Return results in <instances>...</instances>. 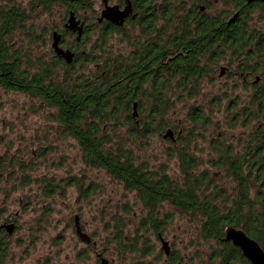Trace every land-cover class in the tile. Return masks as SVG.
<instances>
[{"label":"trees","instance_id":"16d2710c","mask_svg":"<svg viewBox=\"0 0 264 264\" xmlns=\"http://www.w3.org/2000/svg\"><path fill=\"white\" fill-rule=\"evenodd\" d=\"M134 1L136 7H139L149 0ZM174 1L163 0L162 8H156L150 3L145 9L139 8L141 19L138 33L136 37L129 39L132 51L128 55L111 58L112 52L107 48L115 32L110 28L102 31L98 42L90 50L84 49L93 35L89 30L81 42L86 52L84 55L78 49V57L73 64H62V60L54 51V59L47 68L41 67V64L38 67L27 65L23 62L25 57L23 58L22 52L15 50V45L10 43V46L4 39L13 33L25 32L30 19L29 14L20 10L19 4H14L8 10L1 8L0 86L37 98L47 107L55 109L52 119L59 123L65 136L77 141L84 163L105 171L119 181L126 191L135 193L146 212L144 220L139 224L140 228L133 238L126 239L121 229L122 220L114 218L116 224L112 227L115 231L114 242L131 245L134 253L141 250L139 252L144 255L151 254L153 246L149 242H144L140 246L139 242L151 232L157 234L159 239L164 238L163 231L172 221V215H167L162 220L160 209L164 204H169L180 214L200 218L202 237L214 240L220 246L216 259H221L223 264H235L239 261L250 264L241 249L224 240V229L227 226L240 228L264 248V123L255 127L251 125L249 133L239 135L236 145L228 144L224 137L210 144V150L215 156L211 160V165L223 172L233 183L231 190L217 186L215 178L208 176L207 171H202L200 176L196 175L198 163L189 149L198 137L197 127L206 129L210 126L213 114H208L201 106L194 105L187 112V121L191 127L181 138L182 144L177 152L179 169L183 177L181 183L172 179L166 171L157 174L144 164L138 163L134 153L124 145L125 139L120 135L114 138V135H109L107 131L110 126L115 128V131L118 128L126 129V134L132 141L161 133L169 126L164 116L174 107L172 95L175 93L172 92L178 91L180 94L181 91H188V94H191L188 98H195L202 88L201 84L210 80L208 76L213 66L206 61L208 52L202 48L207 42V35L212 33V43H222V40L218 41L217 37H213L217 32L215 28L220 25L235 27V24L229 25L226 15L206 20L203 15L199 16L195 12L194 7L192 8L194 12L187 10L184 2H179L177 10L188 11L186 16L175 17ZM222 1L228 8L224 11L227 13L230 12L229 8H242L245 4V0ZM58 4L65 8L66 15L72 11L81 14L80 12L92 8L89 0H40L38 8L48 12ZM36 8L37 6L33 5L30 10L33 9L35 12ZM241 16L243 21L237 26H242L243 30L225 32L226 48L234 53L247 49L254 42V38L245 31L250 26L247 13H241ZM65 18L61 17L60 21ZM147 18L148 21L145 20ZM178 22L179 30L174 32L172 29L178 27ZM30 28L34 31V26ZM125 31L121 32L125 35L130 34ZM31 37L33 34L29 35V38ZM259 37L263 38L260 35ZM31 42L33 43V40ZM160 42L166 45L156 48L155 43ZM32 43H27V46H32ZM189 43H193L194 46L181 48V44ZM259 45V49L264 48L263 42ZM176 54L178 59L174 58L172 62L167 63L168 57ZM92 55L95 56L94 59ZM94 61L102 62L98 67L99 71L87 68ZM28 68L34 73H29ZM55 73L59 76L56 80L53 79ZM129 78L137 86L146 87L145 98H134V100L139 98L142 103L141 114L145 129L141 131L137 129L131 116V90L125 81ZM262 82L256 96L249 98L250 108H244L242 113H235L236 120L231 121L234 128L240 123L247 126L259 117L264 119V76ZM180 99H183V96H180ZM220 102L214 101L213 105L216 104L214 107L220 106ZM234 104L235 108L238 105L241 108L245 106L242 105V100L237 98L230 101L229 110ZM174 152L175 149H172L168 153L171 159L175 157ZM15 167L20 169L18 176L20 175L22 185H29L31 180L27 173V163L16 162L5 155L0 157V184H5L12 177L5 178L8 170L11 172ZM56 188V182L50 181L45 194L54 195ZM92 193V188L88 187L84 189L83 195L89 197ZM0 194L6 197L9 191L0 187ZM4 204L5 202L3 204L0 202V206L4 207ZM11 223L14 222L7 220L0 224V264H8L12 234H9L3 225ZM15 226L17 227L16 224ZM173 259L180 260L175 256Z\"/></svg>","mask_w":264,"mask_h":264},{"label":"rangeland","instance_id":"374dc122","mask_svg":"<svg viewBox=\"0 0 264 264\" xmlns=\"http://www.w3.org/2000/svg\"><path fill=\"white\" fill-rule=\"evenodd\" d=\"M39 1L0 0V10H8L14 4H19V9L29 14L25 32L13 33L11 39L15 50L22 52L23 58L25 57L23 62L34 67L41 64V67L47 68L55 56L52 48L53 31L60 24L59 28L62 29L60 19H67L69 13L66 15L62 4L55 5L45 12L38 8ZM89 1L92 8L80 12L78 15L81 17L98 16L105 9L103 0ZM109 1L110 4L119 2ZM207 1L213 5L208 7ZM205 3L206 10L211 12H221L227 8L222 0H200L199 5ZM33 5L37 6L35 12L30 10ZM193 5L188 1L186 9H191ZM251 16L250 26H260L264 29V13L260 10L253 12ZM33 26L34 31L30 28ZM103 28L104 25L95 28L84 49L90 50L98 42ZM126 31L130 34L116 32L109 40L107 50L112 52V59L131 53L129 42L131 38L136 37L138 29L131 30L129 27ZM32 34L33 37L29 38ZM27 43H32V46H27ZM94 57L92 55L93 59ZM95 63L97 62H92L87 68L99 71ZM58 77L55 73L53 79ZM201 85L202 88L195 98L183 96V99H180L178 91L172 92L175 93L172 95L174 107L164 116L169 126L161 133L132 141L127 136L126 129L118 128L115 131V128L110 126L107 131L109 135H114V138L120 135L125 139L124 145L134 153L138 163L144 164L157 174L166 171L172 179L181 183L183 177L179 169V159L176 154L173 159L169 157L171 144L164 140L162 135L167 129L175 126L178 130L183 128L187 132L191 127L187 121L189 108L194 105L201 106L208 114H213L210 126L206 129L197 127L198 137L189 149L198 163L196 175L200 176L202 171H207L208 176L215 178L217 186L231 190L233 183L223 172L211 165L215 156L210 150V144L224 137L225 142L236 145L241 133H249L251 126L240 123L236 128L233 127L231 121L236 120L235 113H227L224 106L236 95H240L242 105H245L249 102L247 94L250 88L246 89L238 82L230 80H216L214 83L207 81ZM225 93L231 96L222 100L220 96ZM217 100L220 106L214 107L216 104L213 103ZM53 112L56 110L47 107L37 98L0 88V154L13 158L16 162L27 163V173L31 180L29 185L23 186L20 175L18 176L20 169L15 167L11 172L8 170L5 178L12 177L5 184H0V187L9 191L6 197L0 194V202H5L4 207L0 206L3 208L2 212L0 210V224L10 220L17 225L10 239L8 264H101L98 254H103V257L115 264H170L160 239L152 232L139 242L140 246L149 242L153 246L151 254L144 255L139 252L141 250L134 253L131 245L114 242V218L123 222V237L132 239L146 212L135 193L126 191L119 181L105 171L84 163L79 144L64 135L59 123L52 119ZM260 123H264L262 117L255 119L252 125L255 127ZM53 180L57 184L55 194L46 195L47 185ZM88 187L92 188L93 193L84 197V189ZM77 213L81 216L82 227L93 237L96 246L82 242L77 236L73 222ZM160 215L162 220L165 216L172 215V221L165 227L163 236L170 242L172 254L183 261V264H223L221 259L215 258L220 251L218 243L202 237L199 217L180 214L169 204L162 206ZM235 264L249 263L239 261Z\"/></svg>","mask_w":264,"mask_h":264},{"label":"flooded vegetation","instance_id":"af4514ba","mask_svg":"<svg viewBox=\"0 0 264 264\" xmlns=\"http://www.w3.org/2000/svg\"><path fill=\"white\" fill-rule=\"evenodd\" d=\"M188 1H190L194 4L193 5L194 8L193 7L192 8L196 10L195 12L198 13L199 16L203 15L206 20H207V18H210V17L216 18L218 16L226 15V17H228L227 23L229 25L235 24V27H233V26L227 27L225 25H220V26L215 28V30L217 32L213 34V37L214 38L217 37L218 41L222 40V43H218V44H216V42L212 43L211 42L212 33L207 35V42L203 45L202 48L208 52L206 61L208 63H211L213 66L212 72L208 76V78L210 80H207V81H211L213 83L216 80L217 81H222V80L236 81L239 84H241L243 87H245L246 89L250 88V92L247 94L248 99L255 97L257 94V91H258L257 90L258 87L263 83L262 80H263V76H264V48L263 49L258 48L260 46L259 43H262V42L264 43V29H263V27L249 26L248 28H246L245 31L248 32L249 36L254 38V42L251 44L252 46H248L247 49L237 50L236 53L232 52L231 50H227L226 44L224 41L227 38V36L225 34V32L227 30L237 31V32L238 31L241 32L243 30L242 26H237V25H240L243 21V17L241 16V13H247L248 20H249L248 23L250 25L251 20H252L251 15L253 12H259L261 10V12L264 13V3L261 1L249 2L248 0H245V4L243 5L242 8H235V7L233 9L229 8L231 13L230 12L227 13L224 11L227 10L228 8H226L225 10H223L221 12H219V11H214V12L208 11V10H206V8H207L206 3L199 5L200 0H178V1L175 0L174 3H175L176 10L173 12L175 17L186 16L188 11L179 12L177 10V7H178L179 2H184L187 5ZM103 3H104L103 7H105L106 4H108L110 6H118L120 10H124L127 6H130L132 11L127 17H125V19L123 20L122 23H119V22H116L113 20H108V19L101 20L100 18H101L102 13H100L98 16L92 15L90 17H88V16L87 17H81L80 15H78L74 12L75 13V22L77 23V28L82 29V33L80 35H79V30L75 31V30L68 28L67 23H68V20L70 17V14H69L68 18L63 19V21H62V29L59 28V26L61 25L60 24L53 31V33L58 32V34L61 35L60 46L62 47V49L71 50L74 53V56H73L71 63H68L64 57L59 56L58 58L60 60H62V64H64V63L73 64V62H75L77 57H78V52H79L78 49H80V51L82 52L83 55L86 53L83 50V45L81 44V42H82V39L84 38V36L86 35L87 31L90 30L91 32H94L95 28L97 26H101V25H104L103 30H105L106 28H110L115 33L121 32L123 30H128L129 27L131 28V30L138 29L140 19H141V13L139 11V8L145 9L147 7L148 3L155 6L156 8H162V6H163V0H152V1L149 0L148 3L144 2L139 7H136V2L134 0H119V2L117 1L116 3H112V4H110L109 0H103ZM207 3H208V7H211L213 5V4L209 3V1H207ZM193 9L192 10L189 9V11L194 12ZM145 20L148 21V18ZM193 24L194 23H192V25ZM223 24H226V23H223ZM172 30L174 32L179 30V22H178V27L175 26V27H173ZM259 35L262 36L263 38L259 37ZM11 37H13V35H10V36H7L4 38L5 40H7L9 45H10V43H11V45L14 44ZM156 38L158 39L157 36H156ZM228 38H231V37H228ZM164 39H166V38L164 37ZM160 45H166V43H161V42L155 43L156 48H158ZM193 46H194L193 43L181 44V48H183V49H185L187 47L190 48ZM177 57H178V54L170 55L168 57L167 63L172 62L174 60V58H177ZM11 62H13V61H11ZM96 62L97 63H95V64H96L97 68L99 66H101L102 62H100V61H96ZM27 65H29V64H27ZM0 66H2L1 62H0ZM217 68H218V70H217ZM28 70H29V73L33 74V71L31 70V68H28ZM17 76H18V69H17ZM125 81L127 83V87H129V89L131 90V94H130V96L132 98L131 116H132L133 122L137 126V129L139 131H141V130L145 129V123H144V119L142 118V114H141L142 103L139 100V98H141V97L145 98V96H146L145 88L146 87L144 88V86H142V85H141V87L137 86L136 83L132 82L130 78L125 80ZM232 87H234V86H232ZM0 88H3V87L0 86ZM3 89H5V88H3ZM5 90H8V89H5ZM8 91H15V90H8ZM178 93L179 92H177V94ZM190 95L191 94H188V91H186V92L181 91L180 92V96L189 97ZM229 96H231V95H228V93H225V94H222L220 97H222V100H224V99H228ZM136 97H139V98L134 100V98H136ZM237 98H240V95L232 96L231 99H229V100L235 101ZM248 104H249V102H247L243 108L239 107V105L235 108V104H234V106H232V109H230V110L228 107L229 104H227L224 106V108H225V110H227V108H228L227 113L228 112L242 113L243 112L242 110L244 108H250ZM135 108H136V112H137L136 116H134ZM252 123L247 124V126H251ZM171 129L174 131L173 137L172 138L169 137L166 139L163 137V139L168 140L170 142L171 148L169 151H172V149L173 150L175 149L174 155L176 154L175 156L177 157V152L179 151V148L182 144L181 138H183L187 132H185V130L183 128H181L179 130L175 129V128H171ZM74 227H75V224H74ZM83 230L85 231L84 228H83ZM75 232H76V230H75ZM161 240H162V238H160V242L162 245ZM93 241H94V239H93ZM88 245L96 246L97 243L96 244L92 243V244H88ZM165 255H166V253H165ZM103 256H104L103 254H102V256H100V254H98V256H97L98 259H100L101 264H102V257ZM173 257H174V255L172 254V248H171V254L169 256H167V258L170 259L169 263L170 264H179V263L183 264L184 263L181 260H174ZM108 261H109V264H115L113 261H110L109 259H108ZM149 263L155 264L153 262H149Z\"/></svg>","mask_w":264,"mask_h":264},{"label":"water","instance_id":"95a60500","mask_svg":"<svg viewBox=\"0 0 264 264\" xmlns=\"http://www.w3.org/2000/svg\"><path fill=\"white\" fill-rule=\"evenodd\" d=\"M249 2L253 1H261L264 3V0H248ZM132 9L130 6H127L124 10H120L118 6H109L106 4L105 9L102 11L101 20L108 19L113 20L119 23H122L125 17H127L131 13ZM68 28L72 30H79V35L82 33L81 28H77V23L75 22V13L72 11L70 13V17L67 23ZM60 39L61 35L58 32L53 33V43L52 48L55 53L60 56L64 57L68 63H71L74 53L71 50H64L60 46ZM136 108L134 112V116H136ZM174 135V131L172 129H168L163 137L172 138ZM74 223H75V230L76 234L78 235L79 239L86 243L92 244L95 243L93 241V237L89 235L87 232L83 230L81 224V216L79 213L75 214L74 216ZM3 227L12 234L15 230V224H4ZM162 238V249L165 251L166 255L169 256L171 254V246L168 240ZM224 240L226 242H231L235 247L241 249L243 256L251 263V264H264V248L261 244L250 237L244 230L240 228H236L234 226H227L224 229ZM102 264H109L107 258L102 257ZM151 264V263H148ZM180 264V263H179Z\"/></svg>","mask_w":264,"mask_h":264}]
</instances>
